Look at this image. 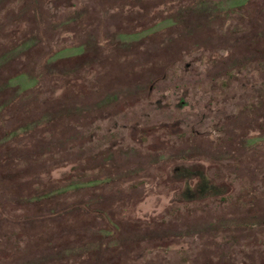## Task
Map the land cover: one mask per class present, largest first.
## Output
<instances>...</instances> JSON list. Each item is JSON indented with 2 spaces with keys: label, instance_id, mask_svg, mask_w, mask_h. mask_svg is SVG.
<instances>
[{
  "label": "rangeland",
  "instance_id": "obj_1",
  "mask_svg": "<svg viewBox=\"0 0 264 264\" xmlns=\"http://www.w3.org/2000/svg\"><path fill=\"white\" fill-rule=\"evenodd\" d=\"M44 1L42 10L26 16L16 15L22 0H0V93L9 89L0 106L2 120L7 119L0 151L14 168L25 163L21 152L39 139L41 122L83 121L66 143L50 144L64 148L68 157L59 152L40 162L30 153L27 184L34 174L45 173L38 179L47 191L65 185L72 174L68 162L76 161L82 168L98 167L85 173L87 178L110 173L134 181L115 188L119 201L111 210L120 234L107 243V251L95 219L80 212L75 215L80 221L68 225L71 215L53 219L48 213L43 226L33 229L0 219V264H264V171L249 182L221 181L230 170L226 164L235 160L224 148L210 150L228 142L227 136L250 132L242 110L264 91V64L243 47L253 34L264 39V29L257 25L241 34L250 29L249 11L264 20V0ZM206 17H211L208 26ZM46 48L47 55L62 52L45 62L43 72ZM116 80L119 85L112 87ZM104 85V92L98 91ZM27 90L32 96L20 100L18 93ZM84 135L92 139L80 141ZM253 149L257 152L248 150L235 163L263 161L264 145ZM211 159L220 168H211ZM140 166L148 173L132 188ZM209 181L228 185L216 190ZM245 185L247 200L260 208L257 228L231 230L226 226L234 219L228 216ZM4 204L0 217L23 215L21 207ZM222 235L228 237L227 259L217 256Z\"/></svg>",
  "mask_w": 264,
  "mask_h": 264
},
{
  "label": "trees",
  "instance_id": "obj_2",
  "mask_svg": "<svg viewBox=\"0 0 264 264\" xmlns=\"http://www.w3.org/2000/svg\"><path fill=\"white\" fill-rule=\"evenodd\" d=\"M47 1L42 2V0H22V6L19 7V11L16 12V15L19 13L21 14H26L29 12L31 9L34 12L35 10H42L44 5L46 4ZM251 2H256V0H252ZM259 2V1H258ZM170 12V11H166ZM1 14V13H0ZM10 15L11 12H8ZM248 15L250 16V20L247 21L249 23L248 27L250 29H243L242 34L244 35L245 33L249 34L252 32L257 25L262 26L264 29V20H260V18L255 15L252 16L251 11L248 12ZM261 17V16H260ZM203 18V17H202ZM210 20L211 17H206L204 18L205 23H207V26L210 25ZM157 25V24H156ZM212 25V24H211ZM155 26V25H154ZM207 29V28H206ZM30 32L32 33L33 31L30 28ZM123 32V31H120ZM126 33V32H125ZM137 33V32H136ZM124 34V33H122ZM128 34V33H127ZM130 35H133V33H129ZM204 35V34H202ZM245 36V35H244ZM243 36V37H244ZM24 37L26 38L27 36L24 34ZM23 37H21L22 39ZM242 45V42L240 43ZM245 44L246 46L243 47L244 53L248 55H257L255 56L256 58L261 59L259 61L260 65L264 64V39L257 38L254 34L246 37L245 38ZM41 46H43L41 44ZM45 46V45H44ZM44 46L41 49H44ZM40 49V50H41ZM46 52L44 53L43 60H42V66L39 69H42L43 72H45V62L49 60H53L57 58V56L62 52L61 50L58 51H53L51 54L47 55V52L50 50L46 48ZM64 49H67L66 47ZM63 50V49H62ZM64 51V50H63ZM46 59V60H45ZM264 67V66H263ZM134 73V72H133ZM132 75V74H130ZM135 75V74H134ZM133 75V76H134ZM15 77V76H13ZM39 73L36 75L34 78L36 81H39ZM121 81V78H120ZM132 82L130 79H126V83ZM38 82H35V87ZM224 84V83H223ZM112 87L118 86L119 83L116 81L111 82ZM107 88V85H104L103 88H101L100 92H104V89ZM8 88L4 90V93H0V106L2 104V99L6 96V93H8ZM258 96L256 98L252 99V101H249L247 104L244 105V108L242 110V115H245L248 117V130L246 132H243L241 130V134L235 138H232L230 136H227V141H223V143L217 144V146L214 144V148H210L211 151H215L214 149L218 150V148H224L227 150V152H230V155L232 156L231 159L237 161V157L241 155H245L248 153V150H254L253 148H256L257 146L264 145V91L259 90ZM19 95H22L20 100L25 101L28 96H32V91H22L18 93ZM18 95V96H19ZM16 98V97H15ZM23 107L24 104L22 103ZM8 110L7 107H3ZM12 112H18V110L15 108L12 110ZM1 115V114H0ZM73 119V118H72ZM7 119H3L0 116V131L2 133H5V126L4 122H6ZM16 121H18L16 119ZM24 121V118L22 122ZM83 123V121H77V120H71L65 121L61 118H54L51 120L43 121L41 122L37 128L42 129V132L39 134L40 137L39 139H34V145L33 148H28L24 149L21 152L20 157L25 158V161L19 163L16 165V167L12 168L13 163L11 161H8L7 158V152L0 151V188H5L8 189L6 193H3L0 191V209H4L6 204L4 202L9 201L12 206H18L21 207L23 210V215H14V214H6V213H1L2 216L0 219H4V222H10L16 224L19 228H22L24 226H30L32 229L34 227H42L43 224L46 222V220L50 217H48V213L50 215L52 214L53 219H58L61 214L65 215H71V222L67 221L68 225L75 223L76 221L79 222L80 216L75 215L77 213L82 212L83 214L95 219L98 222V231L100 234V240L102 245L101 248L103 251H107V243L113 239H116L119 237V232L120 229L118 227V223L116 218L113 215V211L111 210V207L119 201V198L115 196V192L117 186H124L125 184H128L130 181L129 178H124V180H117L114 177V174H110L107 176L106 173L102 174H94L90 178H87L85 176V173L87 172H93L95 170H98V167H86V165L82 168L81 162L76 161L75 162H68L69 165H71L70 170L72 171V174L69 177H67V184L58 186L56 188H52V190L47 191V189H44V185H39L41 184L40 180L38 179L39 177L42 178L40 175H44L45 173H39V174H34L29 181H31L30 185L27 184L28 180H24V176L26 173L25 170L27 171L28 167L26 166V160L30 159L29 155L32 153L33 156L36 157V161H46L49 159H42L45 157H49L50 159H54L55 155L57 153H62L66 157H68L70 154L67 153L64 148H53L54 146L50 145L51 143H66L70 136V133L73 128L76 127V125ZM39 129V130H40ZM74 132V129L73 131ZM78 134V132H77ZM5 135V134H4ZM8 135V134H6ZM45 136V138L43 137ZM80 138V141H90L92 139V135H84V136H78ZM245 143V146H240V144ZM73 142L71 143V147H74L78 143ZM229 146V147H228ZM217 147V148H216ZM219 148V149H220ZM56 153V154H55ZM11 158V157H10ZM29 161V160H28ZM233 162L232 165L226 164L225 169H230L228 174L224 176V180L221 181H226V180H231L232 177H242L246 182H249V180H253L256 178L260 172L264 171V160L260 161L259 164H254V162H249L246 164L241 163L240 161L235 163ZM23 163V164H22ZM46 163V162H45ZM211 164V168L216 169L220 168V163L218 161H212L209 162ZM142 169V174L137 175V186L132 185V188H137L144 183V179L146 178V175L148 173V167L140 166ZM252 173V175L249 177L247 174ZM247 176L248 178H245ZM87 179L85 181L84 179ZM84 181V182H81ZM261 183H263L264 178L260 180ZM91 183V185H89ZM114 183H117L114 185ZM225 183V182H224ZM210 186H212L216 190H220L223 187L225 188L227 183L223 184L221 182L220 185H217L215 183H211L209 181ZM25 187L24 191H19L17 189V186L19 187ZM28 185V186H26ZM36 185H38V188H36ZM228 185V184H227ZM262 185V184H261ZM116 186V187H115ZM135 186V187H134ZM263 186V185H262ZM34 187V188H31ZM228 187V186H227ZM240 191L242 192L241 196L238 197L235 202V209L234 212H231L230 215L228 216L229 218L234 219L233 223L231 225L226 226L227 228H232L231 230L239 231V230H253L254 228H257L255 226L257 218H258V213L260 208H257L254 204L256 202H249L247 200V195L246 192H250L249 187L241 186ZM44 189V190H43ZM228 189H231L230 185ZM247 190V191H246ZM230 192V190H229ZM228 192V193H229ZM244 192V193H243ZM71 193V194H70ZM220 199L222 201L225 200V197H222L221 194ZM212 196L213 199H216L217 196ZM69 196V198H68ZM244 196L246 199H244ZM7 197V198H5ZM5 198V199H2ZM114 198V200H113ZM118 200V201H117ZM259 200V199H258ZM257 200V201H258ZM260 201H264V199H260ZM60 202V203H59ZM63 209H60L62 208ZM9 208V207H7ZM6 208V209H7ZM73 218V221H72ZM224 219V218H221ZM254 220V221H253ZM239 221V222H238ZM245 222V223H243ZM249 222V223H247ZM247 223V224H246ZM87 224V223H86ZM264 227V226H263ZM260 230L262 233L264 232V228ZM1 228V224H0ZM23 228V229H24ZM97 231V230H95ZM97 231V232H98ZM90 236H92L90 234ZM222 244H218V248L221 250L217 256H223L226 258V255L223 253V247L227 245L226 242L227 238L225 235H222ZM113 238V239H112ZM232 240L237 239V235H234L231 237ZM213 240V239H212ZM260 239H256V241H259ZM105 247V248H103ZM227 259V258H226ZM202 264H212L215 263L213 260L211 261H205L201 262ZM227 264V261L224 260H219L215 264Z\"/></svg>",
  "mask_w": 264,
  "mask_h": 264
}]
</instances>
